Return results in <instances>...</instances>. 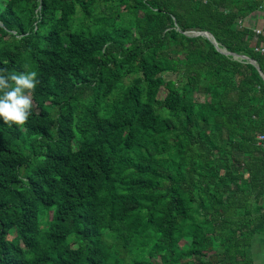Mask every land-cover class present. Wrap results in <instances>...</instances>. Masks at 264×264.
Instances as JSON below:
<instances>
[{
	"label": "trees",
	"instance_id": "trees-1",
	"mask_svg": "<svg viewBox=\"0 0 264 264\" xmlns=\"http://www.w3.org/2000/svg\"><path fill=\"white\" fill-rule=\"evenodd\" d=\"M260 7L0 0V68L39 80L0 120V264H264Z\"/></svg>",
	"mask_w": 264,
	"mask_h": 264
},
{
	"label": "clouds",
	"instance_id": "clouds-1",
	"mask_svg": "<svg viewBox=\"0 0 264 264\" xmlns=\"http://www.w3.org/2000/svg\"><path fill=\"white\" fill-rule=\"evenodd\" d=\"M35 71L8 73L0 68V120L9 126H23L29 119L33 100L31 94L38 84Z\"/></svg>",
	"mask_w": 264,
	"mask_h": 264
},
{
	"label": "built area",
	"instance_id": "built-area-1",
	"mask_svg": "<svg viewBox=\"0 0 264 264\" xmlns=\"http://www.w3.org/2000/svg\"><path fill=\"white\" fill-rule=\"evenodd\" d=\"M264 8V7H263ZM263 8H259L258 11H257V15L260 13L263 12ZM256 22H257V19H240L238 21V25L239 27H243V26H249L250 28H252L253 32H254V39L256 40V38L260 35V34H263L264 33V26L263 25H256ZM255 51H259L260 53L264 54V43H262L260 45V47L258 48H255ZM204 100V98L202 99ZM257 140L259 141V143L261 144L262 146V149L264 151V133L260 134L257 136Z\"/></svg>",
	"mask_w": 264,
	"mask_h": 264
},
{
	"label": "water",
	"instance_id": "water-1",
	"mask_svg": "<svg viewBox=\"0 0 264 264\" xmlns=\"http://www.w3.org/2000/svg\"><path fill=\"white\" fill-rule=\"evenodd\" d=\"M194 35H200V36H204L205 38H207L208 40L211 41V43L216 47V42L214 40V38L208 33V32H195ZM226 54H231V55H234L236 56L235 54H232V53H229L227 52ZM242 58L244 59H247L248 62L253 66L255 67V69L258 71L259 75L262 77V79L264 80V76L262 75L261 71L259 70L257 64L255 63V61L249 59L248 57H245V56H242Z\"/></svg>",
	"mask_w": 264,
	"mask_h": 264
},
{
	"label": "crops",
	"instance_id": "crops-1",
	"mask_svg": "<svg viewBox=\"0 0 264 264\" xmlns=\"http://www.w3.org/2000/svg\"><path fill=\"white\" fill-rule=\"evenodd\" d=\"M262 1L264 2V0ZM255 19H257L256 25L264 26V8H263V12L260 13V15L258 14Z\"/></svg>",
	"mask_w": 264,
	"mask_h": 264
},
{
	"label": "rangeland",
	"instance_id": "rangeland-1",
	"mask_svg": "<svg viewBox=\"0 0 264 264\" xmlns=\"http://www.w3.org/2000/svg\"><path fill=\"white\" fill-rule=\"evenodd\" d=\"M194 33H195V32H193V34H194ZM166 78H172V76L169 75V76H166ZM202 99H203V98H202ZM12 238H13V237H12ZM12 238H11V239H12ZM9 239H10V238H9Z\"/></svg>",
	"mask_w": 264,
	"mask_h": 264
}]
</instances>
